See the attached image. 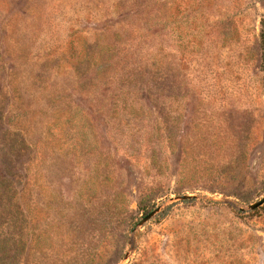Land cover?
<instances>
[{
    "label": "rangeland",
    "instance_id": "obj_1",
    "mask_svg": "<svg viewBox=\"0 0 264 264\" xmlns=\"http://www.w3.org/2000/svg\"><path fill=\"white\" fill-rule=\"evenodd\" d=\"M263 194L264 0H0V264H264Z\"/></svg>",
    "mask_w": 264,
    "mask_h": 264
},
{
    "label": "water",
    "instance_id": "obj_2",
    "mask_svg": "<svg viewBox=\"0 0 264 264\" xmlns=\"http://www.w3.org/2000/svg\"><path fill=\"white\" fill-rule=\"evenodd\" d=\"M198 197H204L206 199H211V200H218V198L214 197V196H202V195H198L196 193H179V194H176L174 196L168 197L165 201H163L162 203H160L159 205L154 207L152 210H150L148 213H146L136 223V227L137 226H141L148 219H150L153 215H155L160 210H162L165 206H168V205L173 204V203L178 202V201H184V200H187V199H193V198H198ZM263 203H264V194L260 198L254 200L251 203H248V204H246L244 206H238V210H241V211L253 210V209L259 207L260 205H262ZM127 256H128V253H126L124 255V259H126Z\"/></svg>",
    "mask_w": 264,
    "mask_h": 264
}]
</instances>
